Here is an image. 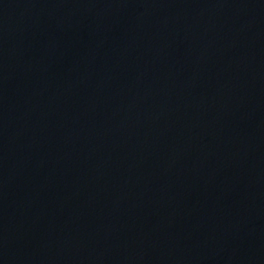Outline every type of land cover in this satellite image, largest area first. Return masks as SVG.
<instances>
[{
  "label": "water",
  "instance_id": "95a60500",
  "mask_svg": "<svg viewBox=\"0 0 264 264\" xmlns=\"http://www.w3.org/2000/svg\"><path fill=\"white\" fill-rule=\"evenodd\" d=\"M0 264H264V0H0Z\"/></svg>",
  "mask_w": 264,
  "mask_h": 264
}]
</instances>
